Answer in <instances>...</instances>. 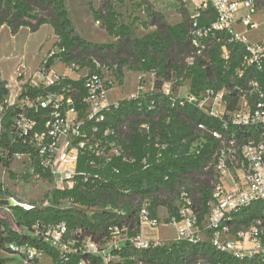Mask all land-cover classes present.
<instances>
[{"label":"trees","instance_id":"16d2710c","mask_svg":"<svg viewBox=\"0 0 264 264\" xmlns=\"http://www.w3.org/2000/svg\"><path fill=\"white\" fill-rule=\"evenodd\" d=\"M115 1L135 3L137 0H103L98 9L90 5L93 18L114 38L112 42H91L78 34L68 16L65 0H0V29L5 25L12 34L22 27L36 32L42 25L48 24L58 38L54 45L64 48L61 57L66 64L87 65L90 70L94 69L93 59L108 65L116 64L117 78L120 79L124 74L123 67L137 72L153 70L158 79L157 86L161 81L172 80L175 89L187 80L189 93L197 97L207 89L218 92L225 87L228 110L237 106L243 94L253 106L257 97L251 93L249 81L256 80L264 90V66L261 71L250 68L242 77L235 75L246 49L242 42L230 41L231 34L227 31H216L214 36L204 39L205 48L197 55L192 42V14L187 9H180L181 20L170 24L162 13L147 8V18L141 20V24L148 31L138 36L132 24L140 19L133 18L131 23L120 22ZM253 2L256 11H264V0ZM143 3L139 2V5ZM216 18L217 14L210 5L201 8L197 18L198 27L208 26ZM223 45L229 51L227 61L221 56ZM191 55L195 59L189 65L186 59ZM52 62L51 59L49 63ZM63 84L77 88L75 98L77 106H80L79 102L85 94L84 79L68 77ZM8 92L6 82L0 80V99ZM180 100L184 103L176 100L172 105L171 99L163 94L119 100L118 105L107 112V122H111L119 144L133 161L115 164L120 169L118 173L110 167L98 171L107 181L90 185L83 184L79 179L71 189L52 188L47 194L46 205H13L15 224L19 228L31 229L36 223L43 226L64 221L70 231L81 229L83 235L92 236L103 244L111 238L114 226H126L130 236L140 233L139 211L146 198H150L149 208L153 217H156L157 208L163 205L168 209L166 221L172 217L179 220L177 202L183 189L191 197L198 226L204 229L210 211L209 202L213 200L218 184L216 155L223 145L211 132L222 133L225 141L233 133L237 143L241 144L248 138H263L264 125L224 129L220 120L204 113L196 103L184 98ZM12 115L11 110L5 115L6 128ZM142 124L148 125V132L140 129ZM200 124L204 128H200ZM9 139V133L5 131L0 140V147L8 152L7 157L0 155V164L5 168L12 161V152L27 151L24 144L9 146ZM32 164L34 174L49 176L37 160L34 159ZM82 167L80 164L79 169ZM84 170L92 171L88 168ZM7 192L0 187V198ZM65 200L70 202V206L62 208ZM83 207H100L101 210L87 215ZM257 221L264 223V199L233 212L228 222L232 232L236 233ZM205 232L209 236L208 230ZM10 241L29 242L40 247L54 264H78L80 258V255H74L68 261H62L55 248L29 232L13 230L5 220L0 219V246L4 248V244ZM111 255L118 260L111 259L107 264H264L263 255L239 259L217 250L209 238L196 242L174 239L143 249L124 242L121 247L112 249ZM7 260L10 259L0 258V263ZM90 260L91 264H104L98 257H90ZM35 264H39V261Z\"/></svg>","mask_w":264,"mask_h":264},{"label":"built area","instance_id":"2783aa9c","mask_svg":"<svg viewBox=\"0 0 264 264\" xmlns=\"http://www.w3.org/2000/svg\"><path fill=\"white\" fill-rule=\"evenodd\" d=\"M195 2L192 40L200 55L205 48V40L214 36L216 31H227L231 34L230 41H239L245 45L246 53L235 75L242 77L246 70L253 68L261 71L264 66V42L250 43L246 37L249 29L255 28L252 15L256 12L253 0H191ZM208 5L214 8L217 18L212 24L203 28L198 27L199 9ZM245 11V12H244ZM242 26L240 32L237 25ZM222 58L229 60L226 45L222 46ZM64 48L53 45L46 53L39 67L24 80L17 81L14 86H7L8 94L0 99V140L5 131L9 133V146L24 144L27 151H14L13 160H21L30 174H34L32 161L37 160L39 166L48 177H42L53 188L66 190L73 188L79 181L83 184H95L108 179L98 171L106 168L118 173L115 164L133 161L119 144L117 133L113 125L107 122V112L118 105L110 103L108 92L117 82V65H108L93 59L94 69L79 64H66L62 61ZM52 63H49L50 60ZM194 55L186 61L194 63ZM56 63L63 64L72 71L84 72L77 78L84 79L85 94L77 106L75 94L77 88L63 84L69 75H62L53 67ZM21 74H19L20 77ZM137 90L128 98H141L147 94H163L169 97L172 105L176 100L181 104L186 99L196 103L207 115L221 121L222 127H251L264 125V90L256 80L248 82L251 93L257 100L250 105L245 94L241 95L237 106L227 109L225 95L226 88L218 92L205 90L200 96L191 95L188 88L184 95H180V87L173 88V81H158L155 71L137 72ZM236 88H238L236 86ZM154 106V105H153ZM152 106V107H153ZM11 110L8 127L4 125L5 115ZM107 122V123H106ZM204 128L203 125H199ZM140 129L148 132L146 124ZM212 135L222 141V147L216 155L215 170L218 174V184L213 193V200L209 202L210 211L200 229L192 200L187 191L180 193L177 210L180 219L175 217L169 221H160L150 213V202L146 198L139 211L140 227L158 228L161 225H173L177 232L176 239L189 242L200 240L201 230H208L211 244L219 251L229 253L239 259L251 258L255 255L264 256V223L257 221L245 230L233 233L229 220L231 214L252 202L264 199V137L248 138L241 144L232 133L227 141L222 133L213 130ZM264 136V133H262ZM164 147V146H162ZM0 155L7 157V149L0 147ZM145 163V160L143 161ZM83 167L79 169V165ZM88 168L89 171L84 170ZM28 206V205H25ZM70 206V202L63 201L62 208ZM12 217L16 231L29 232L34 237L55 248L62 261H68L74 255H80L78 264H91L90 257H98L107 264L113 257L111 250L129 242L138 249L148 248L160 244L159 239H145L140 231L130 236L127 227L114 226L111 238L105 243L97 242L92 236L83 235L81 229L70 231L66 222L40 225L36 223L31 229L19 228L14 222L11 207L0 206ZM1 217V216H0ZM3 219V218H0ZM4 256L9 258L0 264H35L45 252L40 247L29 242L17 243L10 241L2 248Z\"/></svg>","mask_w":264,"mask_h":264},{"label":"rangeland","instance_id":"374dc122","mask_svg":"<svg viewBox=\"0 0 264 264\" xmlns=\"http://www.w3.org/2000/svg\"><path fill=\"white\" fill-rule=\"evenodd\" d=\"M103 0H65L68 11V16L72 20L75 30L87 41L105 43L112 42L114 38L109 36L106 30L101 26L100 22L93 18L90 5L98 9L102 6ZM139 2H144L139 5ZM114 6L119 13L120 22L131 23L133 18L140 20L133 23L132 26L136 35L141 36L148 30L143 28L141 20L145 21L147 16V8L156 12L162 13L164 19L174 24L181 20L180 9L185 8L190 14H193L195 2L191 0H137L135 3L125 1L123 3L114 2ZM245 12V11H244ZM252 21L257 24L255 28L249 29L246 32V37L250 43L264 41V11L260 10L252 15ZM29 29V28H28ZM151 28L150 30H152ZM243 32V29H238ZM30 31V29H29ZM23 30L19 33L16 39H11L10 33L8 37L4 33L0 37V66L8 72L13 73L16 69H21L19 72H25L26 76L20 75L17 81L24 80L30 77L36 68L39 61L44 59L50 41L54 42L58 39L52 34L50 25L41 27L36 32ZM52 45V46H53ZM51 46V47H52ZM40 61V63L42 62ZM36 67V68H35ZM127 68V67H126ZM123 67V77L117 78L111 90L108 92V100L115 104L121 99L128 98L137 90V71L129 70ZM55 71L62 75H69L71 78H77L83 75L84 72L72 71L63 64L56 63L53 67ZM189 86V81H183L179 89L180 95H184ZM0 187L3 190H8L7 194L1 198L12 199L22 205L43 206L47 204V194L53 188L52 185L42 177L29 174L27 168L21 160L11 161L8 168L0 164ZM150 198H148L149 200ZM87 215L100 211V207L82 208ZM156 216L160 221H166L168 217V209L166 206L157 208ZM0 218H3L7 224L13 229L15 228L12 217L6 214V211L0 209ZM142 236L145 239H159L160 243H169L177 238V232L173 225H161L158 228H150L142 226ZM200 240H206L209 236L204 230L199 233ZM0 246V256H4V252ZM114 261L117 257L112 258ZM39 264H54L48 255L43 256L39 260Z\"/></svg>","mask_w":264,"mask_h":264},{"label":"crops","instance_id":"0c3cea01","mask_svg":"<svg viewBox=\"0 0 264 264\" xmlns=\"http://www.w3.org/2000/svg\"><path fill=\"white\" fill-rule=\"evenodd\" d=\"M257 12V11H256ZM72 21V20H71ZM73 23V22H72ZM46 25H48V24H44V25H42L41 27H43V26H46ZM40 27V28H41ZM39 28V29H40ZM52 28V27H51ZM237 28L238 29H242V26L240 25V24H238L237 25ZM38 29V30H39ZM23 30H27V31H29V29L27 28V27H22L16 34H12L11 32H10V30H9V28L7 27V26H2L1 27V29H0V37H1V35H3L4 33L6 34V36L8 37V33H10L9 35H11V39L13 40V39H16L17 38V36L19 35V33L21 32V31H23ZM30 32V31H29ZM52 34H53V29H52ZM264 42V41H263ZM53 45V40H51L50 41V46H49V48H48V50L51 48V46ZM42 60V59H41ZM40 60V61H41ZM40 61H39V63L36 65V67L40 64ZM35 67V68H36ZM21 69H19V68H17L16 69V71H17V75H16V73H15V71L13 72V73H8V72H6V71H4L2 68H1V66H0V80H2V81H5L6 82V85L7 86H9V87H11V86H14L16 83H17V77L19 76V74H22V75H24V76H26V74H25V72H19ZM141 233H142V228H141ZM40 263V262H39Z\"/></svg>","mask_w":264,"mask_h":264},{"label":"water","instance_id":"95a60500","mask_svg":"<svg viewBox=\"0 0 264 264\" xmlns=\"http://www.w3.org/2000/svg\"><path fill=\"white\" fill-rule=\"evenodd\" d=\"M18 204L12 199L0 198V206L12 207L13 205Z\"/></svg>","mask_w":264,"mask_h":264}]
</instances>
